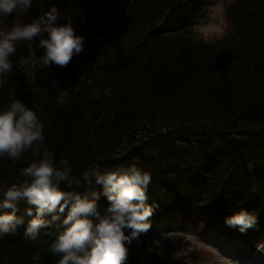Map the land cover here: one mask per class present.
I'll list each match as a JSON object with an SVG mask.
<instances>
[{"label":"trees","instance_id":"obj_1","mask_svg":"<svg viewBox=\"0 0 264 264\" xmlns=\"http://www.w3.org/2000/svg\"><path fill=\"white\" fill-rule=\"evenodd\" d=\"M212 1L32 0L22 23L55 6L61 13L56 24L72 19L84 50L66 67L52 64L33 78L16 64L29 53L17 49L10 57L12 72L0 77V110L18 99L32 108L44 125V147L55 154L57 165L68 160L72 178L82 179L86 169L132 164L151 175L152 228L141 234L139 245L136 240L127 245L125 264L198 260L175 257L188 246L181 237L169 239L177 251L153 252L158 228L177 217L264 243V0L231 1L225 35L205 41L195 28ZM15 15L0 17V29L12 27ZM40 39L34 38V48ZM63 90L69 93L61 105L55 97ZM31 160V151L16 162L0 157V187L22 183L19 170ZM91 187L103 190L95 181ZM87 188L61 184L63 191ZM98 205L103 212L107 198L101 195ZM29 207L34 216V206L20 200L16 215L24 224L15 234L0 236V264L59 259L47 250L53 237L25 239L33 218L26 214ZM241 210L257 217V227L246 234L225 224ZM5 212L12 209L0 210ZM66 215L67 210L61 219ZM37 254L40 259H33Z\"/></svg>","mask_w":264,"mask_h":264},{"label":"clouds","instance_id":"obj_2","mask_svg":"<svg viewBox=\"0 0 264 264\" xmlns=\"http://www.w3.org/2000/svg\"><path fill=\"white\" fill-rule=\"evenodd\" d=\"M31 4L32 0H0V17L16 14L10 29H0V77L12 72L10 57L16 55L18 45L26 42L30 56L21 55L16 64L20 69L26 68L33 78L38 70L52 64L66 67L84 50V37L76 34L72 19L65 17L66 24H56L61 13L55 6L33 22L21 23L20 17L27 15ZM37 36L41 39L34 44L35 48L44 51L40 56L32 49ZM68 93V90L59 91L56 102L62 105ZM109 94L110 90H106L105 95ZM43 132L44 125L37 113L21 100H14L0 110V157L7 156L16 162L25 152L31 151L32 155L30 164L19 170L25 178L23 182L0 187V210L12 209L11 214H0V236L15 234L18 226L24 224V219L16 215L17 203L23 199L35 208L34 216L32 207L26 212L33 218L23 233L25 239L35 242L41 234L53 237L47 250L59 257L56 264H125L129 255L127 245L133 240L139 245L141 234H147L152 228L149 218L154 209L147 203L151 175L132 164L117 166L114 170L86 169L82 179H74L68 160L61 159L57 165L55 154L44 147ZM93 181L102 185V192L93 190ZM62 182L68 188L83 185L88 188L82 193L63 191ZM101 195L109 204L103 212L98 205ZM66 210V218L61 219ZM225 224L246 234L257 227V217L241 210L227 217ZM125 229L131 230V234L126 235ZM169 235L161 231L162 239L152 244L158 250L163 249V240ZM256 249L264 252V243L257 244ZM33 259L39 260L40 255Z\"/></svg>","mask_w":264,"mask_h":264},{"label":"rangeland","instance_id":"obj_3","mask_svg":"<svg viewBox=\"0 0 264 264\" xmlns=\"http://www.w3.org/2000/svg\"><path fill=\"white\" fill-rule=\"evenodd\" d=\"M123 2L125 0H117ZM233 0H213L208 7L207 19L200 24L197 31L208 41H218L228 28L227 9ZM209 24L214 25L208 27ZM17 49L24 53H29V44L18 45ZM33 53L36 51L32 45ZM38 56V55H37ZM170 233L169 236H178L188 243L186 249L181 246L176 256L197 257L198 260H191L193 264H240V259L246 261L242 264H264V252H259L251 248L252 245L246 243L247 239H242L236 232L228 234L220 231L213 225H206L199 219L178 217L172 223H167L159 229ZM168 236V237H169ZM158 239H162L159 235ZM164 247L158 250L155 246L153 252L160 254L165 250L177 251V247H172L169 238L163 240ZM184 243V242H183ZM175 249V250H174ZM222 251V252H221ZM251 261H254L251 263ZM196 262V263H195Z\"/></svg>","mask_w":264,"mask_h":264},{"label":"bare ground","instance_id":"obj_4","mask_svg":"<svg viewBox=\"0 0 264 264\" xmlns=\"http://www.w3.org/2000/svg\"><path fill=\"white\" fill-rule=\"evenodd\" d=\"M28 204V203H27Z\"/></svg>","mask_w":264,"mask_h":264}]
</instances>
